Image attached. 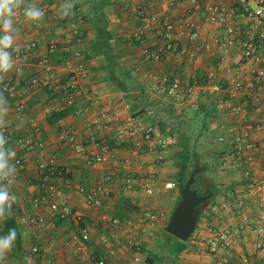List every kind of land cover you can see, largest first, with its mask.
I'll use <instances>...</instances> for the list:
<instances>
[{
    "label": "crops",
    "instance_id": "0c3cea01",
    "mask_svg": "<svg viewBox=\"0 0 264 264\" xmlns=\"http://www.w3.org/2000/svg\"><path fill=\"white\" fill-rule=\"evenodd\" d=\"M83 1L75 0L82 19L73 27L59 15L62 0H35L39 7L48 8L39 25L23 16L17 20L21 50L31 41L35 44V58L49 57L48 43L57 40L58 53L85 64L81 84L89 93L67 108L62 118L51 122L55 110L47 106L57 91L47 86L35 87L29 91L28 111L21 118H8L10 125L19 123L18 130H12L8 139L16 151V160L21 159L11 190L19 197L12 210L22 237V251L13 248L6 256V264H25V256H30L34 264H97L99 260L106 264H151L148 259L158 252L156 246L163 248L165 254L169 236L164 228L180 194L175 186L166 187V182H176L174 177L179 176L178 139L187 137L186 127L193 118L200 122L202 132L209 130L216 140L224 131L222 127L233 119L230 107L235 100L225 99L226 92L218 94L209 88L207 71L215 67L217 81L230 88L238 80L250 79L254 69L264 66V18L261 23L248 18L239 0H200L203 5H219L227 16L226 23L207 22L190 0H101L103 19L95 15L92 3ZM140 5L151 14H168L176 21L195 22L196 37L190 28H178L180 44L185 48L181 56L170 52L158 61L143 52L144 45L156 42L158 29L156 26L149 30L144 42L137 39L135 30L142 23L136 15ZM227 26L245 31L259 45L260 58L243 60L240 45L243 37L238 33L235 43L225 52V60L219 64L222 50L218 38L225 34ZM51 60L57 80L64 69L62 63ZM22 70L19 86L31 76L43 75L37 64L24 63ZM165 75L178 80L184 88L192 86V93L182 90L169 96L159 92L157 86ZM131 116L136 126L152 128L151 139L144 140L140 130L127 131L125 141L118 138L121 131L128 130ZM252 117L263 123L259 135L264 139V116L255 112ZM35 127L39 128L36 135L40 144L34 149H21L19 138L35 134ZM65 127L77 131L76 142L63 135ZM92 136L106 144L108 155L106 160L94 164L88 163L87 156L100 149L91 141ZM163 141L165 146H161ZM82 146L85 151L80 149ZM220 151L227 156L225 164L231 166L233 175L228 184H217L218 193L201 213L192 246L167 258L160 256L154 264H218L220 260L224 264H264L259 249L261 235L254 230L258 226L264 229L260 198L246 194L248 178L233 163L223 143ZM51 155L57 157L61 168L56 178L59 194L52 199L59 204L67 199L75 209V216L62 217L50 208L48 200L35 201L41 192L38 160ZM259 168L257 165V173ZM149 184L152 193L146 192ZM92 194L100 198L101 204L90 202ZM237 196L242 197L246 209L255 216L252 225L241 229L230 249L209 254L212 227L242 225V218L233 214L231 206L220 211H214L212 206L223 200L231 203ZM145 210L153 211L155 219L139 222ZM38 216L44 219L42 226L34 223ZM24 217L30 224L23 222ZM2 226L0 222V229ZM134 240H139L140 245H135ZM35 246L38 251L33 250Z\"/></svg>",
    "mask_w": 264,
    "mask_h": 264
},
{
    "label": "built area",
    "instance_id": "2783aa9c",
    "mask_svg": "<svg viewBox=\"0 0 264 264\" xmlns=\"http://www.w3.org/2000/svg\"><path fill=\"white\" fill-rule=\"evenodd\" d=\"M153 1V0H149ZM244 4L245 15L248 18L256 19L258 23H261L264 18V0H239ZM193 7L198 10L203 18L207 22H227L226 14L221 10L220 6L214 3L206 5L201 4L200 0H190ZM249 2H254V6H250ZM45 11V15L48 14V8L41 7ZM136 15L141 19L142 23L136 28L135 36L140 42L146 40L147 32L157 26L158 36L156 42L152 46L144 45L143 52L151 58L161 61L164 57L170 53H176L181 56L185 48L180 44L178 28H190L193 37L198 35V31L195 29V22L191 20L176 21L171 15H158L151 14L147 8L143 5L137 7ZM22 16V15H20ZM70 25L73 27L76 22H80L82 19L81 13L78 8L75 7V15L72 18H67ZM241 33L242 40L240 42L243 60L248 61L251 59L260 58L259 45L247 35L243 30L237 29L234 26H227L225 34L218 38V45L222 50V54L219 56L218 63H223L226 58L225 52L236 41V35ZM264 38V34H262ZM60 49L59 42L52 39L48 43L49 57L35 58V44L28 41L25 44L24 49L20 51L17 58V66L22 69L24 63H32L39 65L43 70V75H34L23 85L19 86L15 73L11 74L5 81L7 90L5 96L9 100L10 113L9 116L15 118H21L29 108V91L35 87L47 86L50 89H55L57 94L53 97L51 104L47 106V109L54 108V110H65L75 105L76 101L82 96L89 93L88 89L81 84V77L85 71V64L82 62L75 63L71 58H68L63 53H58ZM80 54V52H77ZM59 61L62 63L64 74L60 75L57 80L53 76V61ZM207 78L209 80V88L212 91L221 94L226 92L225 99L235 100L231 107L230 112L233 115V119L229 124H225L224 129L218 136L219 142L223 143L229 151V155L233 163L242 168L244 174L248 178V186L245 191L248 196L260 198V206L264 216V139L261 138L259 132L263 129V123L261 121L253 120V114L259 112L264 116V66H260L254 69L253 77L246 80H238L230 88H225L219 81H217V74L215 67H210L207 71ZM56 80V81H55ZM4 85H0V88ZM157 90L161 93L169 96H174L183 90V93H192L193 87H183L178 80L172 79L170 76L165 75L161 78ZM195 107L197 103L193 104ZM8 116V118H9ZM19 123L15 122L5 130V135L9 137L12 130H18ZM130 130H140L143 134L144 140H149L152 137V128L149 126H136L134 118L131 116L128 118V130H123L118 134V138L122 141L126 140V133ZM39 131L38 127H35V134L25 135L19 138V147L21 149H34L40 144L37 139L36 133ZM63 135L70 141L76 142L78 139L77 131L65 127L62 131ZM91 141L98 146L100 152H93L90 156H87V161L90 164L102 162L108 158L106 154V144L96 137L92 136ZM163 141L161 146H165ZM85 151V147L80 148ZM163 159V154H159V160ZM17 163H21V159L17 158ZM259 165V171L256 172V166ZM38 170L40 174L39 189L40 195L35 198V201L48 200L50 208L57 212L62 217L75 216V209L71 206L67 199L62 204L57 203L52 199L59 194V190L56 184V178L61 173V168L58 164L57 157L51 155L48 158L38 160ZM130 182V179H128ZM175 181L166 182V187L171 188L176 186ZM147 193H152L153 188L151 185L145 187ZM83 190V188H81ZM90 202L99 205L101 200L95 195L90 196ZM245 201L241 196H237L231 203H227L226 200L220 203L213 204L212 209L214 211H220L224 208L232 207L233 214H238L242 218V225L235 228H221L212 227L211 238L209 241V254L218 252L219 250L230 249L233 245L234 237L237 236L241 229L244 227H250L254 219V215L246 209ZM156 214L151 210H145L138 218L139 222L146 219H155ZM25 224H30V220L26 217L23 218ZM34 223L38 226H42L44 219L42 216H38L34 219ZM254 230L261 235L259 242V249L264 258V229L262 227H255ZM84 236L88 237V232L84 231ZM135 245H140L139 240H134ZM34 251H38V247H33ZM55 264H61L56 262ZM97 264H106L104 260H99ZM218 264H224L223 260H220Z\"/></svg>",
    "mask_w": 264,
    "mask_h": 264
},
{
    "label": "clouds",
    "instance_id": "9594fccd",
    "mask_svg": "<svg viewBox=\"0 0 264 264\" xmlns=\"http://www.w3.org/2000/svg\"><path fill=\"white\" fill-rule=\"evenodd\" d=\"M39 25L45 17V11L35 0H0V222L12 216L13 205L19 200L11 188L16 182L19 169L16 162V151L9 145L5 130L9 127L10 104L5 96L6 79L15 73L17 82L23 76V70L17 66L21 45L16 28L18 17ZM61 18H72L75 15V0H62L59 5ZM17 230L10 228L0 235V264H6V256L13 249L17 240ZM25 264H34L30 256L24 257Z\"/></svg>",
    "mask_w": 264,
    "mask_h": 264
},
{
    "label": "trees",
    "instance_id": "16d2710c",
    "mask_svg": "<svg viewBox=\"0 0 264 264\" xmlns=\"http://www.w3.org/2000/svg\"><path fill=\"white\" fill-rule=\"evenodd\" d=\"M84 3L88 4V3H92V8H93V12L95 13V15H97L99 18L103 19L104 17V2L101 3V0H84ZM67 113V110H55L52 112V115L50 117V121L54 122L55 120H58L60 118H62L65 114ZM178 143L179 145H181V149L176 153V165L178 168H181L182 165L186 164L187 167H189V163L190 161H192V157H193V161L192 163V167L190 170H187L186 173H184V177L187 178L188 174L191 172L192 168H194V166L196 164H198L199 166H203L202 162L200 161V159L198 158V154L194 152V150H192V146H190L191 144L189 143L188 139H186L184 136L178 139ZM222 155L223 152L221 151ZM201 179V187L202 190L207 193L210 191L214 192V197L216 196V194L218 193V187H217V183L215 181L214 178L212 177H207V176H200L199 174H197V180ZM213 197V198H214ZM180 198V194L178 196V200ZM212 198V199H213ZM209 200L207 203L204 204L203 209L212 201ZM10 228H15L17 230L18 236H17V240H16V244L13 247L15 249L16 252H21L22 251V237H21V233L19 230V226L17 224V220L16 218L13 216V210H12V216L3 221V226L0 229V234L4 235L8 232V230ZM164 233L171 235L170 233H168L166 231V229L164 228ZM176 237V236H175ZM177 238V237H176ZM180 243H173L170 239V237L166 240V247L168 248L166 253L163 254L162 253V249L159 246L155 247V251L158 249V252L156 251V253L151 254L149 256V263L154 264V262L157 260H160L158 258H160V256H165V258L173 256L178 254L181 250H183L184 248H186V244L183 240L177 238ZM160 251V252H159ZM163 254V255H162ZM157 257V258H155Z\"/></svg>",
    "mask_w": 264,
    "mask_h": 264
},
{
    "label": "water",
    "instance_id": "95a60500",
    "mask_svg": "<svg viewBox=\"0 0 264 264\" xmlns=\"http://www.w3.org/2000/svg\"><path fill=\"white\" fill-rule=\"evenodd\" d=\"M186 166L184 164L180 168L177 181L180 190V199L172 210L165 226L168 233L183 241L189 240L195 233L204 204L214 196L213 191L201 194L194 187L197 181V174L201 170L200 166L196 164L187 178H184Z\"/></svg>",
    "mask_w": 264,
    "mask_h": 264
},
{
    "label": "rangeland",
    "instance_id": "374dc122",
    "mask_svg": "<svg viewBox=\"0 0 264 264\" xmlns=\"http://www.w3.org/2000/svg\"><path fill=\"white\" fill-rule=\"evenodd\" d=\"M193 120L186 127V129L188 130L186 139H188L189 143L191 144L190 146H192V150H194V152L198 154V158L203 164V166H200L201 170L198 174L200 176L204 175L214 178L217 184H228L233 175V171L231 170L230 165L225 164V161H227V156L222 155L220 151L221 143L215 139L214 135L209 133V130L202 132L200 122L196 120V118H193ZM199 131H201V133H199ZM191 160L193 161V157ZM192 161H190L189 167L186 166L184 173H186L187 170L191 169ZM177 170L179 173L180 168H178ZM174 179L177 182L178 174L174 177ZM197 185L201 186V179L197 181ZM175 187V190H179L178 185H176ZM192 236L189 240L184 241L186 246H192ZM169 237L173 243H180V241L174 235L171 234L169 235Z\"/></svg>",
    "mask_w": 264,
    "mask_h": 264
},
{
    "label": "flooded vegetation",
    "instance_id": "af4514ba",
    "mask_svg": "<svg viewBox=\"0 0 264 264\" xmlns=\"http://www.w3.org/2000/svg\"><path fill=\"white\" fill-rule=\"evenodd\" d=\"M197 181H198V180H197ZM197 181H196V183L194 184V187L197 188L201 194H204L205 192L202 190V187H201L200 185H197Z\"/></svg>",
    "mask_w": 264,
    "mask_h": 264
}]
</instances>
